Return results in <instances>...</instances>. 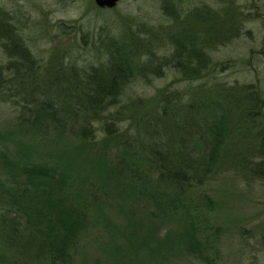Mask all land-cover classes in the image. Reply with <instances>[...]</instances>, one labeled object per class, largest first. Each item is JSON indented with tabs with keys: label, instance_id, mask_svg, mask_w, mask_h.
<instances>
[{
	"label": "rangeland",
	"instance_id": "1",
	"mask_svg": "<svg viewBox=\"0 0 264 264\" xmlns=\"http://www.w3.org/2000/svg\"><path fill=\"white\" fill-rule=\"evenodd\" d=\"M0 23V264H264V0H120L112 8L94 0H0ZM190 41L188 57L182 42ZM16 46L27 59H14ZM112 55L124 62L125 80L107 98L95 86L105 85ZM70 88L99 104L63 111L58 94ZM51 109L67 128L61 137ZM203 114L217 121L223 138L211 144L222 152L182 181L183 203L153 208L135 198L138 191L128 201L130 178L153 188L159 174L149 142H164L174 157L181 139L201 145L195 122ZM202 136L211 140L208 130ZM21 144H34L31 154L49 164L72 161L79 175L65 184L64 207L72 200L89 209L66 261L44 252L42 234L23 226L24 199L10 194L17 184L7 160L20 164ZM101 155L115 176H97ZM128 211L137 233L126 226ZM17 216L21 226L8 230L3 217ZM187 219L194 252L170 236ZM130 240L134 247L109 248Z\"/></svg>",
	"mask_w": 264,
	"mask_h": 264
},
{
	"label": "trees",
	"instance_id": "2",
	"mask_svg": "<svg viewBox=\"0 0 264 264\" xmlns=\"http://www.w3.org/2000/svg\"><path fill=\"white\" fill-rule=\"evenodd\" d=\"M191 42L192 41H190V44H187L189 42H182V46L188 53V57L189 55L194 56L192 53L194 48L192 47ZM180 51L181 48L179 49V52ZM12 56H14V59L17 60L24 58L27 59L26 51H20V47L17 46L12 49ZM111 58L112 65L109 68L107 77L104 80L105 85L98 84L97 87L95 86V91L106 96L107 98H110V95L115 96L113 94L118 90V82L120 80V82L125 80L123 73L124 62L117 56L114 57L112 55ZM16 64L17 62L13 63V65H15V69L18 67H16ZM178 66L180 67L179 63ZM186 66V68H188V65ZM58 96L63 99L62 110L68 111L69 114H72V112L78 114L79 112L93 110L95 109L93 104L96 105L100 102L99 99H95L91 96V94L88 95L83 91L76 89L71 91V88L70 91L68 89L66 92H59ZM35 101L37 100L35 99ZM57 109H51L50 111H47V114L54 123L57 137H61V134L63 135L67 128L58 117V110L61 109ZM36 119L32 120V122L35 124L38 123ZM214 124H217L216 120L211 119L209 116L203 114L199 122H195L197 131L203 138V143L198 145L196 141H190L189 137H187L186 141L180 138V148L176 151L177 155L175 157L164 147V142L150 141L148 145V151L155 158V160H150L151 163H157L159 169V174L154 180L155 184L153 185V188H151L149 187L151 185L140 184L138 182H134L130 178V182L127 185V191L129 194L126 199L129 201L131 199L132 193L138 191L139 193L137 192L135 198H137L139 201H148L152 204L153 208H161L164 203H172L174 206H176V202L183 203L185 195H182V181L188 180L189 175L198 172L200 167L206 168L207 165L212 162L213 157H219V155H221L222 150H220L221 148L219 143L217 145L216 141V143L211 144L213 139L216 140L217 138L222 141L223 138L220 136L221 134L217 135L221 129L213 127ZM32 129L37 132H41L40 128L38 129V127ZM206 130L211 133V140L207 136H202L205 135ZM78 131L81 132V135L84 133L86 135V131L82 128ZM190 133L193 136L191 131L188 132V134ZM261 135L262 137L261 143L259 145V152L264 154V134L261 133ZM188 142H191V144H188ZM33 145L34 144H32V148L23 147L22 144L20 145V164H18L17 161L10 162V160H7V163L11 164L9 165V168H7V173L10 175V177H12V181L17 184V186L13 189V192L10 194L16 201L18 196H20V199H24V204L19 205L20 215L22 214L25 216V225L23 226L25 228H36V231L42 234L39 235L43 237V242H47L49 245L48 249H45L44 252L49 254L51 260L60 262L66 261L67 250L70 249L73 239H75L78 232L85 227L89 207H86L85 210H77L73 207L72 200H70L67 210L65 209L63 199L64 196L68 194L65 189V184L69 182H78L80 180L79 175L75 173L76 171L74 163L69 161L63 165L59 164L58 161H54L53 164H49L46 161L39 159L40 155L31 154L32 149H36ZM70 154V159H74L78 156L75 151H72ZM98 158V169L96 173L99 178H111L117 174L114 170L115 168L109 167L107 158H105L103 155L99 156ZM116 170L120 171L119 168H116ZM66 179L68 180L66 181ZM138 186H140V188ZM116 193L118 196H126L123 191L120 190H117ZM174 200H176V202ZM9 201L14 203L13 199L11 198ZM84 201L85 199H83L81 202L84 203ZM187 211L183 210V212L180 213H186ZM124 214L126 215V226H128L131 232L137 233L134 231L137 230L133 220L134 211H128ZM93 216L89 214L90 220L94 221V223L99 221L100 215L97 210L94 211ZM173 217L175 216L173 215ZM188 219L186 220L187 225L183 224L184 229L174 226L175 232H172L170 236H175V239L179 240L180 250L184 248V250L187 252H194V250H197V241H195L196 238L194 232H192V229L190 228L189 230V228H187L190 223H188ZM3 222H6L7 226L9 227L8 230H12V228L21 226L18 216L17 219L14 218V220L3 217ZM110 230L112 229L110 228ZM110 232L114 231L112 230ZM169 233L170 232L167 230L165 231L164 235L167 236ZM9 234L11 233L7 231V238L11 239L9 238ZM138 235L139 233L135 234V236ZM133 240L126 241V247L111 242L109 248L113 250H122L123 248L128 249L129 247L133 246ZM40 244L42 243L40 242Z\"/></svg>",
	"mask_w": 264,
	"mask_h": 264
},
{
	"label": "water",
	"instance_id": "3",
	"mask_svg": "<svg viewBox=\"0 0 264 264\" xmlns=\"http://www.w3.org/2000/svg\"><path fill=\"white\" fill-rule=\"evenodd\" d=\"M120 0H94L95 4L101 8H112Z\"/></svg>",
	"mask_w": 264,
	"mask_h": 264
}]
</instances>
